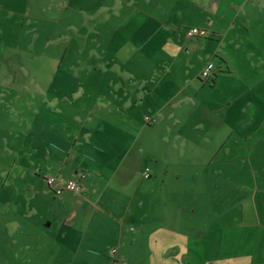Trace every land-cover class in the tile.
<instances>
[{"label": "crops", "instance_id": "1", "mask_svg": "<svg viewBox=\"0 0 264 264\" xmlns=\"http://www.w3.org/2000/svg\"><path fill=\"white\" fill-rule=\"evenodd\" d=\"M90 8L92 40L77 51L87 53L93 89L108 90V99L4 102L0 68V225L18 236L42 232L43 247L90 252L95 264H264V174L254 175L250 195L224 196L225 186L243 187L224 176V156L249 147L235 127L252 105L234 110L246 88L237 54L249 62L248 77L258 57L255 80H264V27L256 32L264 0H93ZM189 26L207 35L188 36ZM71 39H61L48 90L68 84L53 76H67ZM208 61L214 68L204 78ZM263 140L253 151L264 154ZM49 174L82 187L56 194ZM104 249L106 260L97 257Z\"/></svg>", "mask_w": 264, "mask_h": 264}, {"label": "rangeland", "instance_id": "2", "mask_svg": "<svg viewBox=\"0 0 264 264\" xmlns=\"http://www.w3.org/2000/svg\"><path fill=\"white\" fill-rule=\"evenodd\" d=\"M92 1L0 0V5L5 8L0 7L4 9L3 15L6 24L3 39L4 60L0 58V68L3 66L5 69L4 102H99L100 98L103 101L106 97L108 99L110 94L108 90L99 92L93 89L95 71L86 58L87 53L81 54V51H77L78 46L84 45L82 40L85 42L92 40L93 17L90 10ZM9 6H14V9H8ZM84 21L85 26L82 27L81 24ZM263 27V24H260L256 31L260 36H262L260 32ZM35 37L37 40L33 42ZM63 37H67V40L72 37L68 43L67 55L61 65L63 68L70 66L66 70L67 76L58 74L53 77L54 79L59 78L60 82L62 78L66 79L65 83L68 84L59 86L54 81L53 90H48L47 78H51L50 67L53 65L55 69L60 59V55L57 53L66 45V40L61 41ZM79 37L82 39L79 40ZM49 40L53 43H48ZM86 48L89 52L90 46L88 44H86ZM237 55L240 59L239 62L237 61L240 64L238 67L241 68L240 73L242 72L246 88L243 95L239 94L235 97L234 110L241 102L252 101V105L245 104L246 112L241 117L245 122L242 123L239 120L235 126L237 128L243 127L241 131L249 136L246 140L249 147L224 156L226 158L224 171L229 173V175L224 174V176L230 179L235 178L240 185L243 184V187L240 186L239 188L224 187V196L232 197L250 195L255 179L254 175L258 171L264 174V154H260L257 150L253 151L257 136L264 135V122L260 123L257 129L253 127L264 117V107L261 106L264 102L262 89L264 80L256 82L255 79H259L261 75L254 74L263 65L259 66L261 61L258 57L252 58L254 65L251 70L254 73L252 77H248L245 71L249 72V62L245 61V56L242 53ZM85 58L86 61H84ZM84 63L88 69H79V67H84ZM80 82L84 85L85 91H82V84L78 85ZM252 83L254 87L257 86L253 90H249V84ZM232 94L233 92L229 91L227 95L231 98ZM232 109L233 107H231ZM138 126L139 124L135 123V127ZM259 147L264 149V144H259ZM250 184L251 186H249ZM51 228L49 227L47 230H52ZM3 230L5 231L3 232ZM45 240L46 237L42 232L18 236L16 233L13 234L8 231L1 224L0 264H56V260L59 258L65 260L66 264H80L81 260H83V264H95L92 260L89 262V259L93 258L90 252H77L71 249L65 252H56L55 249L49 250L47 248L48 243L43 247ZM107 249L109 250V246ZM100 253L97 257L102 259L107 252L104 249ZM103 259L106 260V257Z\"/></svg>", "mask_w": 264, "mask_h": 264}, {"label": "built area", "instance_id": "3", "mask_svg": "<svg viewBox=\"0 0 264 264\" xmlns=\"http://www.w3.org/2000/svg\"><path fill=\"white\" fill-rule=\"evenodd\" d=\"M185 33L188 36H206L207 29L201 26H189L185 29ZM214 68V63L212 61H208L205 66L202 68L200 74L202 77L206 78L210 76L211 70ZM144 118L147 121H151L153 117L145 114ZM142 175L144 177L150 176L149 168L145 167L142 171ZM46 184L54 191L56 194H61L66 190L70 191H78L81 189V183L79 179L76 178H61L57 174H49L45 177ZM111 253L116 254V248L112 247L110 249ZM112 264H120L118 262H113Z\"/></svg>", "mask_w": 264, "mask_h": 264}]
</instances>
